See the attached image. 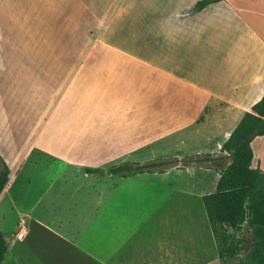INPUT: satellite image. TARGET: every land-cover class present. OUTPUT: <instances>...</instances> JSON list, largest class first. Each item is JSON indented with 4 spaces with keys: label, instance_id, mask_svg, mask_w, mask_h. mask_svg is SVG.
Wrapping results in <instances>:
<instances>
[{
    "label": "crops",
    "instance_id": "crops-1",
    "mask_svg": "<svg viewBox=\"0 0 264 264\" xmlns=\"http://www.w3.org/2000/svg\"><path fill=\"white\" fill-rule=\"evenodd\" d=\"M198 1L0 0L7 252L9 234L31 264H223L202 198L226 162L186 161L264 96V0Z\"/></svg>",
    "mask_w": 264,
    "mask_h": 264
},
{
    "label": "trees",
    "instance_id": "trees-1",
    "mask_svg": "<svg viewBox=\"0 0 264 264\" xmlns=\"http://www.w3.org/2000/svg\"><path fill=\"white\" fill-rule=\"evenodd\" d=\"M213 1L217 0H199L194 8L200 10ZM258 136H264V96L243 115L222 144L219 156L200 155L186 161L193 165H208L213 159L226 162L220 170L215 192L202 198L221 261L226 256H235L239 250L243 252L239 264H264V171L253 164L251 145ZM0 164L1 193L8 181L9 168L1 157ZM153 166L159 163H122L109 167L108 172L127 176ZM229 230L235 232L236 240L230 237ZM6 253L7 245L0 232V264Z\"/></svg>",
    "mask_w": 264,
    "mask_h": 264
},
{
    "label": "rangeland",
    "instance_id": "rangeland-1",
    "mask_svg": "<svg viewBox=\"0 0 264 264\" xmlns=\"http://www.w3.org/2000/svg\"><path fill=\"white\" fill-rule=\"evenodd\" d=\"M19 97L22 98V95ZM0 170H1V166H0ZM228 233L230 237L233 238V241L236 240V234L233 230H229ZM109 242L111 243V241H106L107 246L109 245ZM7 243L9 245V251L5 255L3 264H9L11 259L16 260L18 264H25V262H27L28 264H31L33 260H35V257L30 251V248L26 241L14 243L13 236H10L8 234ZM242 253H243L242 251L236 250L235 256H232V257L226 256L225 258H223L222 263L223 264H239V259L242 256Z\"/></svg>",
    "mask_w": 264,
    "mask_h": 264
},
{
    "label": "built area",
    "instance_id": "built-area-1",
    "mask_svg": "<svg viewBox=\"0 0 264 264\" xmlns=\"http://www.w3.org/2000/svg\"><path fill=\"white\" fill-rule=\"evenodd\" d=\"M25 235V227L21 226L20 230L16 233V238L22 240Z\"/></svg>",
    "mask_w": 264,
    "mask_h": 264
}]
</instances>
